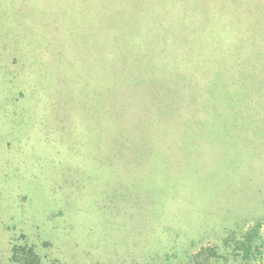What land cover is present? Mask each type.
<instances>
[{
    "label": "rangeland",
    "instance_id": "obj_1",
    "mask_svg": "<svg viewBox=\"0 0 264 264\" xmlns=\"http://www.w3.org/2000/svg\"><path fill=\"white\" fill-rule=\"evenodd\" d=\"M244 236L264 264V0H0V264L21 241L186 264Z\"/></svg>",
    "mask_w": 264,
    "mask_h": 264
},
{
    "label": "trees",
    "instance_id": "obj_2",
    "mask_svg": "<svg viewBox=\"0 0 264 264\" xmlns=\"http://www.w3.org/2000/svg\"><path fill=\"white\" fill-rule=\"evenodd\" d=\"M127 36H129V34ZM137 37L139 36H134V38ZM239 43L241 42L239 41L238 44ZM102 45H104L103 48H107V44H105V42H103ZM134 48L135 50L132 52V54L135 53L137 57L142 58V55L145 54L143 48L138 46L133 47L132 49ZM145 60H149V58L146 56ZM151 69L157 73L156 70L158 67H152ZM241 91L242 93L245 92L244 89ZM230 96L231 97L227 98L226 101L230 106L235 104L234 109H237V112L235 114H229V118L236 119L238 117V119H240L242 116H244L245 112H243L241 115H239V112L241 110H248V108H250V105L245 102V100L249 98L248 96L246 98L243 97L242 100L237 102L234 96ZM208 99H210V97ZM220 126H223V124L221 123L217 128H220ZM227 241L228 240L225 239L224 245L222 246H211L210 248H207L209 252L204 251L205 248L202 249L200 252L192 256L186 264H248L251 259V238L249 236H244L242 238L240 237V239L236 241V244L231 248L226 246ZM9 262L11 264H43L41 254L38 252L36 246L29 243L28 241L12 243Z\"/></svg>",
    "mask_w": 264,
    "mask_h": 264
}]
</instances>
